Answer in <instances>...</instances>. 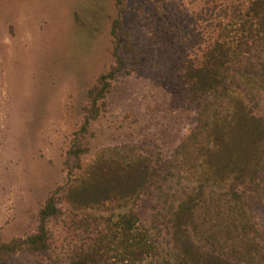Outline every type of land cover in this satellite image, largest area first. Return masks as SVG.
<instances>
[{"label":"rangeland","instance_id":"obj_1","mask_svg":"<svg viewBox=\"0 0 264 264\" xmlns=\"http://www.w3.org/2000/svg\"><path fill=\"white\" fill-rule=\"evenodd\" d=\"M202 1L0 0V239L36 233L40 211L54 192L62 211L47 222L48 250L21 253L1 264H70L96 238L112 236L114 222L131 209L159 248L170 249L171 235L161 221L175 199L167 193L202 181V167L194 176L193 170L174 174L170 166L198 127L205 103L187 98L181 81L187 61L202 55L195 14ZM117 44L124 68L99 100L98 118L82 132L88 91L115 66ZM246 91L264 111V92ZM75 143L78 158L67 164ZM127 149L168 174L163 187L154 186L123 208L111 205L114 210L79 208L68 200L70 186L100 154L123 155ZM262 177L253 192L244 191L253 215L249 223L255 225L252 235L262 249L250 264H264ZM230 189L227 184L215 191Z\"/></svg>","mask_w":264,"mask_h":264},{"label":"trees","instance_id":"obj_2","mask_svg":"<svg viewBox=\"0 0 264 264\" xmlns=\"http://www.w3.org/2000/svg\"><path fill=\"white\" fill-rule=\"evenodd\" d=\"M195 14L202 55L187 61L181 81L187 98L205 103L198 113V127L183 140L170 166L174 174L193 170L194 176L202 167V181L167 193L175 199L161 221L171 235L170 249L159 248L158 239L131 209L114 222L112 236L96 238L70 264H250L257 254L261 256L244 191L253 192L264 173V111L246 91L252 87L264 92V0H203ZM118 27L116 20L115 38ZM117 47L115 66L88 91L82 132L98 118L99 100L124 68ZM75 145L67 164L73 156L78 158L80 147ZM167 175L160 174L150 158L131 149L123 155L103 152L75 179L68 200L79 208H123L154 186L163 187L161 180ZM227 184L228 194L216 193L217 186ZM58 201L57 192L49 196L36 233L9 242L0 239V264L21 253L40 255L49 249L47 222L61 214Z\"/></svg>","mask_w":264,"mask_h":264}]
</instances>
